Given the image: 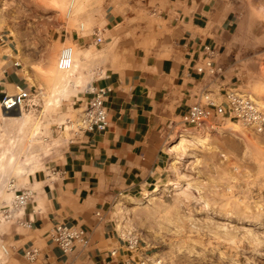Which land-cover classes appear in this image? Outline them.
I'll return each mask as SVG.
<instances>
[{
    "label": "crops",
    "instance_id": "crops-1",
    "mask_svg": "<svg viewBox=\"0 0 264 264\" xmlns=\"http://www.w3.org/2000/svg\"><path fill=\"white\" fill-rule=\"evenodd\" d=\"M149 1L161 19L157 27L147 25L139 30L111 12L91 31L93 40L95 33L103 37L101 43H94L100 45L96 55L101 73L90 84L107 89L108 125L102 131L87 132L81 143L62 150L55 165L64 174L56 181L45 179L46 172L40 170L24 177L22 186L33 193L25 210L31 225L14 228L4 237L5 257L0 264H126L123 236L110 214L115 201L143 197L163 182L170 142L180 134L179 129L197 134L205 123L227 124L229 119L220 116H210L200 126L180 119L201 92L223 103L232 84L243 85V56L236 51L232 33L237 15L221 0ZM3 33L7 37L0 40V101L18 87L33 89L15 63L16 43ZM85 36L72 34L70 39L82 50L90 38ZM208 61L222 68L217 76L209 74ZM88 89L77 93L72 104L85 103L90 97ZM241 139L244 155L243 146L239 151L228 150L232 159L244 162L255 173L261 171L264 147L258 155L251 142ZM253 140L264 138L258 135ZM57 223L82 228L89 243H75L64 253L50 237ZM30 248L37 249L32 260L25 255ZM114 248L117 253L111 254Z\"/></svg>",
    "mask_w": 264,
    "mask_h": 264
},
{
    "label": "rangeland",
    "instance_id": "rangeland-1",
    "mask_svg": "<svg viewBox=\"0 0 264 264\" xmlns=\"http://www.w3.org/2000/svg\"><path fill=\"white\" fill-rule=\"evenodd\" d=\"M221 1L237 15L232 33L243 56L240 89L264 108V0ZM150 7L149 0H0V31L16 43L22 71L33 85L23 112L0 113V153L16 148L18 160L27 163L35 154L28 168L25 163L20 173L15 169L0 181V201L10 197L6 184L11 176L20 187L29 172L55 159L53 148L62 140L56 126L77 112L75 95L101 73L96 55L100 45L94 44L91 31L111 12L139 30L157 27L161 19ZM72 34L89 36L87 49L80 50ZM67 46L80 64L77 77L65 83L61 78L68 73L57 67V59ZM50 68L55 75L51 81L45 77ZM211 124L205 123L197 134L179 129L183 138L177 133L170 142L163 182L143 197L118 198L111 208L118 233L137 237L153 264H264V168L255 173L228 151L243 146L244 155L243 138L260 155L264 140L253 137L264 138V131L234 120L224 127L212 124L211 129ZM197 135L205 138L198 141ZM1 246L5 244L0 238V261L5 257Z\"/></svg>",
    "mask_w": 264,
    "mask_h": 264
},
{
    "label": "built area",
    "instance_id": "built-area-1",
    "mask_svg": "<svg viewBox=\"0 0 264 264\" xmlns=\"http://www.w3.org/2000/svg\"><path fill=\"white\" fill-rule=\"evenodd\" d=\"M7 37L5 33L0 31V40ZM103 41V37L99 33H95L94 43L98 44ZM16 64H20L17 60ZM73 65V49L70 46L61 49L57 59V67L62 71L70 70ZM208 72L212 76H217L222 68L207 62ZM200 71L205 69L200 67ZM90 97L85 103L79 105L77 112L66 117L64 121L56 126V133L61 136V146L53 148L55 159L45 161L40 169L44 171L45 179L54 182L62 177L64 171L56 167L55 163L58 155L62 150L74 143H81L86 133L92 130L102 131L108 125L106 117L105 97L107 89L101 87L96 88L90 83L88 85ZM33 95L31 90L18 87L14 93H5L0 101L1 111L4 114H11L15 111H23L22 109L28 104ZM225 100L223 103H216L207 92H201L198 100L193 103L188 112L181 116V122L195 126L203 125L210 116L226 117L229 120L240 122L245 127H249L256 132L264 131V108L260 106L247 92L240 89L239 84H232L225 91ZM22 138V137H21ZM30 145L33 144L34 138L28 139ZM23 141V139H22ZM31 146L28 147L30 149ZM32 153V150H30ZM34 155L35 158V154ZM31 155V156H32ZM30 157V156H29ZM27 168L31 165V163ZM54 160V161H53ZM30 173V172H29ZM6 190L10 197L0 201V238L1 240L10 233V230L17 227H30L31 218H25V210L29 202L33 199L32 190L28 187L17 186L16 179L11 176L6 184ZM50 237L55 241L64 253L70 252L75 243L86 246L89 243V237L85 231L77 226L68 225L66 223H57L50 232ZM124 242L126 264H153L148 249L139 243L134 235H126L121 238ZM111 254H116L117 249L110 250ZM37 249L30 248L25 252L28 259L32 260L36 257Z\"/></svg>",
    "mask_w": 264,
    "mask_h": 264
},
{
    "label": "bare ground",
    "instance_id": "bare-ground-1",
    "mask_svg": "<svg viewBox=\"0 0 264 264\" xmlns=\"http://www.w3.org/2000/svg\"><path fill=\"white\" fill-rule=\"evenodd\" d=\"M72 5H73V2H70L69 5L67 6V10L68 11L70 10V7ZM74 57H76V53H74V51H73V65H72V67H71L70 70L65 71V72L68 73V75H64V77L61 78V82H65V83L71 82L72 79H73V77H75V78L77 77V68H78L80 62H79V60L77 61ZM53 72H54V70L52 68L48 69L47 70V74L45 75L46 79H48L50 81L51 80H55V75H53ZM179 136L181 138H183V134H180ZM204 138H205L204 136L197 135V140L198 141H202ZM6 149L8 151L7 150L6 151L4 150V151H2L0 153V181L3 179V177L5 178V176L7 174H9L10 171H13L15 169H16V172L17 173H20L23 170V168L25 167V163H27V162H21V161L18 160V157H17L18 155L15 152L16 151L15 150L16 148H8L7 147ZM33 158H34L33 155L29 157L30 160H33ZM30 160L27 163V165L30 164V162H31ZM175 185H177V184L175 183ZM153 190L155 191L156 188L153 189Z\"/></svg>",
    "mask_w": 264,
    "mask_h": 264
},
{
    "label": "water",
    "instance_id": "water-1",
    "mask_svg": "<svg viewBox=\"0 0 264 264\" xmlns=\"http://www.w3.org/2000/svg\"><path fill=\"white\" fill-rule=\"evenodd\" d=\"M3 113H4V111H3Z\"/></svg>",
    "mask_w": 264,
    "mask_h": 264
}]
</instances>
